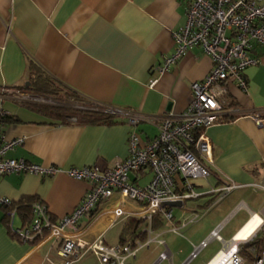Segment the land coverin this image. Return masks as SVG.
Returning <instances> with one entry per match:
<instances>
[{
	"label": "crops",
	"instance_id": "0c3cea01",
	"mask_svg": "<svg viewBox=\"0 0 264 264\" xmlns=\"http://www.w3.org/2000/svg\"><path fill=\"white\" fill-rule=\"evenodd\" d=\"M188 4L189 0H0V88L34 94L22 88L29 85L31 61L91 103L145 116L179 114L190 100L191 83L203 79L212 65L201 47L193 46L166 69H159L163 59L173 52L172 32L184 25ZM251 54L258 57V63L244 71L246 91L228 82V103L217 123L206 130L215 175L193 180L200 195L186 199L183 206H171L174 222L193 213L199 218L183 227V236H179L169 231L161 214H155L153 236L163 240L164 245L153 242L129 259V264H152L165 249L169 259L159 263L180 264L188 259L192 246L216 227L228 242L252 213L264 215V191L250 185L264 182V47L254 46ZM29 104L43 103L8 92L0 96V109L6 114L1 122L3 135L24 139L7 156L60 171L46 176H0V196L11 200L8 210L15 209L13 228L25 227L31 220V215L25 219L13 206L18 201H42L55 220L80 202L89 184L68 176L65 169L110 167L128 155L131 128L126 118L118 116L119 122L111 125L80 124L73 118L62 123ZM136 129L143 142L157 134L150 120H141ZM148 174L151 177L149 170L131 173L130 180L139 185ZM225 178L243 186L212 204V190ZM180 181L178 178L175 186L178 192L183 190ZM143 213L141 205L115 195L99 205L95 219L91 221L92 216L87 214L79 219L78 226L88 238L100 235L108 245L112 244L107 235L118 226V244L142 231ZM60 242V237L48 235L20 240L9 229L0 206V264H60ZM204 248L196 264H207L223 249V243L211 240ZM72 264H97V260L93 254H86Z\"/></svg>",
	"mask_w": 264,
	"mask_h": 264
},
{
	"label": "built area",
	"instance_id": "2783aa9c",
	"mask_svg": "<svg viewBox=\"0 0 264 264\" xmlns=\"http://www.w3.org/2000/svg\"><path fill=\"white\" fill-rule=\"evenodd\" d=\"M172 38L173 52L163 59L160 70L176 62L193 46H200L212 61L211 68L204 78L191 83L190 100L185 109L179 114L169 112L145 116L94 103L93 107L77 106L126 118L131 128L127 138L128 155L110 167L89 165L65 169L64 172L68 176L87 182L89 188L80 202L59 219H53L45 203L35 200L30 206L29 224L13 228L15 209H10L7 213V224L17 238L32 241L47 235L60 237L58 252L63 257L60 264H72L86 254H93L97 264H129V259L134 258L139 250L148 248L153 242L164 245L163 240L153 236L154 214H161L168 222L169 231L179 236H183V227L197 221L200 215L193 213L181 222H174L171 206H183L186 199L198 197L200 193L195 190L193 180L212 175L213 157L206 130L217 123L224 105L228 103L226 84L235 82L242 90L247 89L244 71L258 63V57L253 56L251 50L254 46L264 47V0H189L186 21L183 26L172 32ZM153 82L154 80L151 84ZM5 92L33 102L56 104L50 98L21 91L11 93L5 88H0V96ZM4 115V111L0 109V176L9 173L46 176L59 172L60 169L54 166H41L21 157L7 156V153L20 146L24 139L5 138L1 130V119ZM141 120H150L157 128V134L147 142L141 141L136 129ZM145 170L151 172L148 182L141 186L131 182V173L138 175ZM178 178H181L183 188L179 192L175 188ZM250 185L264 191V182H253ZM240 186L243 184L225 178L219 187L212 190V204ZM115 195L120 200L125 199L143 207V218L146 221L143 239L108 245L102 236L88 238L85 230H80L79 219L92 214L102 202ZM10 204L9 198L0 196V206ZM255 215L259 217V222L246 238H237L243 229L241 228L232 240L226 242L216 227L207 238L192 246L188 259L180 264H188L211 240L222 242L223 249L207 264L214 259V264H248L241 256V249L249 245L248 250L254 253V247L250 244L260 235L264 238V215L252 213L248 222ZM96 216L97 214H93L91 221ZM79 232L81 235L77 236ZM261 252V256L252 264H264V245ZM164 259H169L166 249L152 264H158Z\"/></svg>",
	"mask_w": 264,
	"mask_h": 264
},
{
	"label": "trees",
	"instance_id": "16d2710c",
	"mask_svg": "<svg viewBox=\"0 0 264 264\" xmlns=\"http://www.w3.org/2000/svg\"><path fill=\"white\" fill-rule=\"evenodd\" d=\"M25 90L30 91L31 93L38 94L45 98H50L56 102V104H29L28 106L43 115L56 119L62 123H68L69 118H73L75 122L80 124H101V125H111L114 123L119 122L117 119L118 116L110 113H106L101 110H93V109H81L77 106L83 105L86 107H93L92 103L85 100L75 92L65 88L62 86L58 81L50 77L48 74L44 73L43 71L39 70V68L30 61V73H29V85L23 86ZM230 103V102H229ZM6 114L2 117L1 122L3 121ZM213 175L215 173L211 171ZM34 198H26L24 200L18 201L13 206L16 207L26 219L29 218L28 215H31L30 206L31 202ZM12 205V204H10ZM5 210V217L8 213L9 206H2ZM11 207V206H10ZM9 207V208H10ZM8 210V211H7ZM97 210L93 211L90 216L96 213ZM159 214V213H156ZM155 215V214H154ZM153 215V216H154ZM153 217H152V228H153ZM141 221H133V223H140ZM144 227L146 225V221L144 220ZM156 223L154 222V225ZM143 227V229H144ZM142 231L136 233V236L130 238L129 240L134 239H143L144 232ZM122 240L121 242H124ZM262 245H264V238L260 235L257 237L254 242L250 244L251 247H254V253H251L248 250V246H245L241 249V256L252 263L257 257L261 256Z\"/></svg>",
	"mask_w": 264,
	"mask_h": 264
},
{
	"label": "rangeland",
	"instance_id": "374dc122",
	"mask_svg": "<svg viewBox=\"0 0 264 264\" xmlns=\"http://www.w3.org/2000/svg\"><path fill=\"white\" fill-rule=\"evenodd\" d=\"M143 125V123H141L140 125H139V127H141ZM149 179H150V174H148V175H146L141 181H140V186L141 185H144L146 182H148L149 181ZM256 190H258V189H256ZM118 230H119V227L117 226V227H115L114 229H112V231H110L109 232V234L107 235V241L109 242V243H111L112 245H114L115 244V241H116V233L118 232ZM210 244L208 245V247L207 248H210ZM205 249V248H204ZM199 254H200V252H199ZM198 254V255H199ZM193 261V262H192ZM191 262H192V264H196V263H199L200 261H201V257H200V255H199V257L198 258H196V259H194V260H192ZM246 261V260H245ZM246 263H248V264H252V263H249L248 261H246ZM159 264H166V262L165 261H163V262H161V263H159Z\"/></svg>",
	"mask_w": 264,
	"mask_h": 264
},
{
	"label": "bare ground",
	"instance_id": "6f19581e",
	"mask_svg": "<svg viewBox=\"0 0 264 264\" xmlns=\"http://www.w3.org/2000/svg\"><path fill=\"white\" fill-rule=\"evenodd\" d=\"M259 222V217L254 216L244 227L243 229L238 233L237 238L238 239H244L246 238L257 226ZM219 258V257H218ZM217 258V259H218ZM216 259H214L210 264H214Z\"/></svg>",
	"mask_w": 264,
	"mask_h": 264
}]
</instances>
